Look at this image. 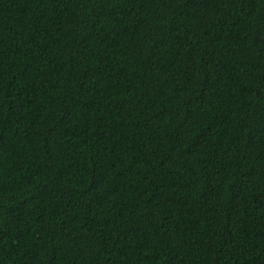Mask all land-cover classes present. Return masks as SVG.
Masks as SVG:
<instances>
[{"label": "trees", "instance_id": "1", "mask_svg": "<svg viewBox=\"0 0 264 264\" xmlns=\"http://www.w3.org/2000/svg\"><path fill=\"white\" fill-rule=\"evenodd\" d=\"M0 264H264V0H0Z\"/></svg>", "mask_w": 264, "mask_h": 264}]
</instances>
